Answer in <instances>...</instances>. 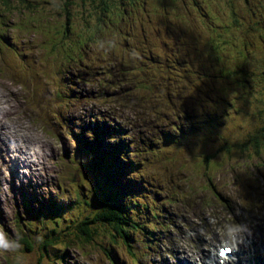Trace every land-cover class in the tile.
Returning <instances> with one entry per match:
<instances>
[{
  "label": "rangeland",
  "instance_id": "obj_1",
  "mask_svg": "<svg viewBox=\"0 0 264 264\" xmlns=\"http://www.w3.org/2000/svg\"><path fill=\"white\" fill-rule=\"evenodd\" d=\"M147 2L149 4H147ZM13 7L14 8L11 10H15L17 6ZM25 7H27V5H25ZM42 8L44 10V14L42 15L48 18V20L47 23L41 22L40 25L32 23L35 20V15L30 11L32 8L29 10L18 9V12H23V14H19L20 18L6 16V23H3L0 19V85L1 88L9 90L10 93L12 92L18 97H21L22 94L18 92L22 90L28 92L34 100L42 96L40 91H42L43 88L40 84L37 83L34 85L35 90L31 87L27 90L23 82V73L25 70L27 71L30 69L31 66L29 63L31 62L45 74V81L53 88V92L56 94L54 89H57L56 91L60 89V92L65 91V88L61 85V80L66 76V68L70 66L78 68L81 61H93L95 57L106 54L107 60L109 59L111 62L105 64L108 67L105 78L106 81L110 83L107 79L112 77L111 72L115 73L114 76H116L117 80L113 82L120 85L113 89L111 93L124 116L134 117L135 110L132 108L131 104H124L122 103L123 100L118 101L120 95L132 89L131 85H124L122 82H119V75H127L132 81L145 79L138 85L137 92L139 94L149 92L148 88L151 89L152 93L163 91L166 103L165 113L169 114L171 117L175 116L177 113L186 112V110H179L175 104L178 99H180L179 96L181 95H185L183 100L187 104L189 102H196L198 108L206 107L207 110H212L215 103H222L227 96L229 106L224 105L219 109L222 120H225L226 123V126L219 129V133L227 139V142L238 143L244 140L249 133L261 124L258 120V116L255 115L257 107L256 96L264 94V91L254 94L251 90L249 96L246 95V99H237L238 95L236 94L235 97V92H240V90L235 88V84L228 80V76H223L222 74L223 71L229 70L241 62L236 56L243 58L242 56L245 55V52L243 54H238V51L242 48V38L244 37V33L241 32V29L244 28V25H247L245 29L248 28V24L241 19L240 21L243 23L241 27L233 26L232 20L235 16H233V14L243 13L244 16H247L248 22H254L260 14L259 11H262L257 4L252 6L254 9L252 12L256 13V16H253L252 12L248 13V8L242 5L240 0H124L116 9L110 12V14H117V16L112 17L110 20L107 18L105 19L106 29H103L92 41L85 44L78 42L81 40L84 41L85 38L89 36V27L93 21L91 17L94 14L91 4H89L87 0H74L73 6L69 9L68 13H66L64 5L59 0H50L49 4L42 5ZM142 14H144V16L138 19V16ZM67 17L70 19L68 30L65 24L67 22L65 18ZM227 23L231 28L227 27ZM166 27L168 30L171 29L179 33V30H176V27H178L182 33L180 32L178 36H175L173 33L167 34ZM161 32H165L164 35H162ZM194 32H197V35ZM220 35H223V37L220 38ZM11 36L15 38L10 39ZM197 36L202 40L199 41ZM9 39L12 42L16 41L22 43L23 40L26 44H35L38 49L27 51L31 54H37L39 58H36V55L29 56L31 59L27 58V56H16L13 49L6 48V42H8ZM224 40L230 43L223 44L222 42ZM191 43L197 44L191 45ZM52 45L58 47V51H61V53H59V56L55 59H48L51 57ZM80 47L85 48L82 50ZM248 48L247 54L251 56V59H247V64H253L251 71L255 74V83L253 86L254 88H258V86L264 88L261 75V72L264 71V43L260 40L256 42L255 37L252 36V46ZM213 49L216 51L217 65L212 62V60L214 61V55L212 54ZM159 50L162 58L161 69L154 68L148 62L152 60V57L157 54ZM185 52L192 57V60H190L188 64L185 63ZM195 55L198 56L195 57ZM202 57L206 59V62ZM22 61H26V63L23 64V66L26 65L24 69L19 68ZM127 64H131V66H127ZM57 72L61 74L58 75ZM192 73H194V78L199 80V85H196L192 79ZM29 76H32L31 72L26 74V77ZM214 76L216 83L214 82ZM41 83L45 84L43 85L44 88H48V85L44 81H41ZM202 84L206 85L201 86ZM68 86H71V82H69ZM192 86H195V88L192 89ZM206 87L210 94L202 93V89H206ZM176 92L178 93L175 96L174 94ZM73 95V97L77 95L75 89H73ZM132 97L135 98L134 95H132ZM62 98L63 97L58 94L56 96V101L60 102ZM121 98L128 102L127 98ZM171 101L174 102L173 105ZM54 102L55 97L53 99L52 93L51 100L46 101L44 105L47 107L54 104ZM42 106L43 103L39 102L37 107H35V105L23 107L25 115L22 116L23 118L20 117L21 119L19 120L22 125L29 129L18 134L15 130L9 128V131L6 129V134L9 132L15 137L11 138L13 142L15 139L19 140L21 138H26V134L31 133L41 138L45 147L40 145L39 149L42 150L36 149L39 158L36 159V163H31L33 166L31 172L34 173L37 180H47L49 175H52V178L56 179L57 175L62 172V167L58 166L60 158L63 155H71L73 152L74 156L77 157L79 152L75 142L73 140L67 141L65 133L61 131L60 128L52 126H48L47 129L45 128L47 120L44 119V123L39 119V115L42 114ZM173 106L176 108L174 109ZM9 107L10 106L5 105L6 109ZM84 108H92V104L88 103ZM14 109L16 110V116L21 114L18 107H14ZM49 114L51 115L52 112L50 111ZM21 120L28 122L29 125L22 123ZM161 120V117L157 116L154 117L152 122H146L144 124L143 129L150 137L153 138L156 136L157 130L159 129L158 124L161 123ZM33 122L35 124H33ZM6 124L7 126L9 125L8 121H6ZM79 124V127H82V124ZM87 125L90 128L88 122ZM129 129L130 132L133 133L135 126H130ZM115 131H117V128H115ZM46 132L49 136L46 135ZM4 134L5 131L1 130L0 135L3 136ZM50 134H53L57 139L50 137ZM62 135L65 137H62ZM204 135L205 133H201L194 139L191 137V145L188 148H186L184 144L170 146L172 153L162 146L164 151L158 153L155 158H157V156H162L163 158L169 156L170 159L168 162L174 164L176 167L181 165V170L186 172V180L183 181L187 182L182 183L184 194L181 196L178 190L176 191L177 196L168 195L162 191L163 195L161 198L157 197L158 199L156 200L150 199V208L157 214L155 222L161 225L170 224L171 229L164 230L163 235L168 239L180 242L179 246L182 245V237L186 238V242L192 241L195 247L189 252L193 254L196 253L197 255H201L203 252L207 253L213 245H217V243L222 240L233 239V237H239L241 239L243 236H247L252 241H259V234L261 233L259 222L264 221V200L259 201L257 197L254 199L257 207L254 217L249 219L244 217L234 224H230L228 223L229 216L227 214L229 210L223 208L221 202L219 203L217 199L221 189L222 192L230 190L228 193L230 196L232 192L241 196L250 195L249 190L242 192V184H240V180H236V175L240 177V174L244 175L248 173L249 176L252 177V180H255L259 174L262 176L264 173V159L260 162H247L243 159L229 158L233 155L236 157L241 156V154L238 153L239 151L235 150L230 156L223 153H218L217 156L215 155L216 157H220V159H218L219 163L216 162L217 164L204 165L201 162L203 154H209L215 150L219 152L220 146L218 142L216 143L213 141L210 143L205 140ZM1 136L0 180H5V178L13 180L10 175H6V171L9 172L10 165L7 163L4 154L2 143L4 145L5 143ZM212 137L216 136L212 135ZM165 140L168 139L165 138ZM97 141L98 139L94 138L90 140V143L100 149V144H98ZM13 145L15 144H11V146ZM35 145H37V143L32 139L31 146L34 147ZM6 149H8L7 146ZM98 152L102 153L101 150H98ZM224 155L227 157L221 158ZM87 157L90 158V155ZM224 158L225 161H222ZM143 162L144 160H142V163ZM88 168L95 169V166L88 165ZM169 169H171L170 165L165 168L163 165H160V163H157V167H154L152 164H147L143 174L152 173L157 175L160 181H151L159 187L161 184H164V182L175 180L168 174ZM2 170H4V173H2ZM79 172L80 173H69V179L73 186V180L81 176V171L79 170ZM203 172H206L207 176H204ZM140 176L141 178L143 177L142 173H140ZM95 177L96 180H100L99 177ZM181 177L185 179L184 176ZM88 178L93 179V176L89 174ZM210 178H212V180H210ZM17 180L19 181L21 178L18 177ZM60 180H63V182L67 184L62 174ZM78 180L80 179L76 180L77 187L74 191L75 197L78 192H81L80 187H78ZM231 182H234L233 184L236 186L234 187L233 184L231 185ZM14 183L15 184L12 185L10 190L12 198L16 199L18 182L14 181ZM58 183L61 182L57 181V185ZM262 183H264V178L260 179L259 184L262 185ZM98 184L99 187H97L94 182L95 186L93 185L90 189H86V192L82 191L80 193L84 195L85 198H82L81 195V199L85 201H87L86 198H88L90 194H93L92 201L88 202L90 206L94 205V207L90 208L82 204L81 207L78 208L81 209L80 211L75 209L74 213L76 217L78 216L79 221H82V218L84 220V217H88V214L96 210L95 206L100 205V201H103V198L105 199L103 194H106L117 204L109 194V190H105L106 187L103 182L99 181ZM0 186H2V190L6 192L5 185L0 184ZM213 186H215V190L218 193H215ZM43 187L44 189H48L49 186L47 183H44ZM135 191L133 194H128V198L132 200V196L134 194L137 195ZM168 191L175 192L171 189H168ZM72 196L73 194H70V197ZM155 196L156 195H154V197ZM0 197L3 198L4 194L0 193ZM51 198L55 199L54 196H51ZM175 201H179V203L175 204ZM158 202H160V204H158ZM9 204L13 206V209H16L14 207L18 208L17 203L11 198H9ZM60 204L59 202V205ZM169 204L172 207H170ZM47 206L48 205H46V207ZM169 208L171 218H168L169 215H167V209ZM46 209L45 207L43 209L40 208L38 212L40 213L42 210L44 212ZM1 210L5 214L9 212L6 200L2 202ZM62 210L63 211L54 215L57 217L56 219H59L58 232H60L61 235L72 233L75 229L73 230L71 226L75 224V221L71 215L70 207L66 206ZM249 212H251L250 209ZM182 213L186 214L187 219H189L188 215H190L192 221L183 217L181 215ZM32 215L33 214L24 213L21 215V218H17L16 228L12 223L13 219L10 218L11 224L8 225L9 228H12V230L8 231L11 235L10 238L8 240L6 238L5 240L3 237L2 239V235L0 234V249L2 252L0 254V264H113V254L115 255L114 259L118 258L119 260H117L120 264H124L126 261L128 264H141L140 261L128 254V252L133 254L135 245L141 244V227H134L135 230H129L133 242H125L123 237H119L118 241L120 244L117 245L114 241L116 247L110 245L105 252L101 248V250H97L99 247L93 246L94 241L90 244H86L83 249L79 246H75L68 251V255L65 257L64 262L60 261L62 255V252L58 250L60 245L52 247L51 252L41 253L37 245L33 246L32 251H26L28 245L24 244L22 251L17 241L19 238L17 235V231L19 230H17V228L22 222L30 224L32 230L39 234L38 237L48 232L46 230L47 227L52 228V226H54H50L46 219L43 221L41 220L43 223H41L40 220L33 219ZM44 216H46V214ZM200 218H203V221H201ZM56 219L53 218L52 220ZM6 222L7 224L10 223L9 221ZM173 224L181 228L180 233L174 229ZM6 230H8L7 227ZM0 231L3 233L1 228ZM98 233L106 236L104 238H114V233H109L106 228H102V231L99 230ZM99 239L102 238H97L95 241ZM32 241L36 244L34 238H32ZM29 247L31 248V245H29ZM61 258L63 259V257ZM234 261L235 258L229 259L228 264L229 262L234 263Z\"/></svg>",
  "mask_w": 264,
  "mask_h": 264
},
{
  "label": "bare ground",
  "instance_id": "obj_2",
  "mask_svg": "<svg viewBox=\"0 0 264 264\" xmlns=\"http://www.w3.org/2000/svg\"><path fill=\"white\" fill-rule=\"evenodd\" d=\"M143 16L144 14L138 16V19H141ZM176 28V30H179V33H182V31H180L178 27ZM174 32L175 31H172L171 29H167L166 31L167 34L173 33L175 34V36H178L179 33ZM164 33L165 32H161L162 35H164ZM194 33L197 35V32ZM13 38L15 37H10V39ZM10 39L8 42H6V48L13 49L16 56L29 57L36 55V58H39L37 54H31L27 51L38 49L35 44H26L23 40L22 43H18L16 41L12 42ZM198 39L199 41L202 40L199 37ZM196 44L197 43H191V45ZM185 54L188 55L190 60H192V57L187 52H185ZM212 54L214 55V61L212 60V62L217 65L218 62L216 59V51L214 53L212 52ZM196 56L198 55H195V57ZM29 58L31 59V57ZM55 58L56 57L51 56L48 59ZM202 59L206 62V59L204 57H202ZM161 60V52L159 50L158 53L152 57V60L148 62L154 68L161 69ZM86 61H81L79 63L80 66ZM108 62H111V60H97L98 68L96 70H104L107 66L105 64ZM24 63H26V61H22L19 66L20 69H24V67L26 66H23ZM29 64L31 67L27 71L25 70L23 76H26V74L31 72V69L35 67L33 62ZM127 66H131V64H127ZM77 69H79V67ZM57 74L60 75L61 73L59 74V72H57ZM100 75L101 73H98V76ZM114 75L115 73L111 72L112 77L110 79H107L108 81H110V83L100 82L97 80L98 82H100L97 84L103 86L98 90H88L81 87L80 85H76L74 89L76 90L77 95L76 97H73V88L72 86H68L69 82L73 80L72 77L76 76L77 78H87V81L89 82H94V80L89 79V75L84 73L83 71H78L76 74H71L67 77L68 83L67 88H65V91H67V93L71 97H63L60 102H57L56 96L59 94V92L56 91L57 89H54L56 92L55 102L54 104L47 107L44 105L46 104L47 99L45 100L44 98H37L34 100V98L31 97L28 92L22 90L18 92L22 94V96L18 97L16 94L12 92L10 93L9 90L1 88L0 85V131H5V134L3 136H0L3 139L5 145L7 144L6 146L8 147V149H6V146L2 143L7 163H9L10 165L9 172L6 171V175H10L13 179L8 180L7 178H5V180H0V184L5 185L6 187V192H4L2 190V186H0V193L4 194L3 198L0 197V228L3 231V233L0 231V234L2 235V239L4 237L5 240L6 238L8 240L11 236L9 234L10 232L8 233L9 230H12V228L8 227V225L11 224L10 218L13 219L12 223L15 225V228L17 218H21V215L24 213L33 214V219L40 221H43L44 219H56V216L54 215L60 212L55 210L56 208L60 207L61 209H63L66 206H70L71 204L75 203V201L79 197L81 200V192H78L76 194V197L74 194V191L77 187V179H80L78 180V187H80V189L83 188L81 184L83 186L87 185L90 189L94 185V182L96 183V186L99 187L98 182L101 180L105 185L106 190H109L108 192L111 197L117 202L122 210L128 214L129 220L131 219V221L135 225L134 227H141V229L143 230L142 238L140 239L141 244L135 245L134 253L132 254L128 252L129 255H132V257L140 261L141 264H207V262H202V259L195 258L194 254L189 252L193 247H195V245L192 241L186 242L185 237H182V245L179 246L180 242L166 238L163 235L162 231H159L158 233L152 232V234L148 231H145L144 228L148 218V213L145 211V207L143 206V204L147 196H154L158 191H163L168 195L177 196L176 191L178 190L180 192V196L184 194L182 183H185L187 181H183L186 180V172L181 170V165L176 167L174 164L168 162V160L170 159L169 156L166 158L157 156V158H155L158 153H162L164 151L162 149V146L167 150H170V146L184 144L185 147L188 148L191 145V137H194L197 132L205 133V140L209 141L210 143L213 141H215L216 143L218 142L220 146L225 140H227L220 133H218L216 137H212V135H214V133L220 129L222 121L225 122V120H222V118L219 117V109L223 107L224 101H222V103H215L212 110H207L206 107L198 108V104L196 102H189L187 104L183 100L185 98V95H181L179 96L180 99H178L175 104L179 108V110H186V112L184 113H179L180 115L186 114V116H179L177 117V119H175L169 114L165 113L166 103L163 91L152 93L151 89L148 88L149 92H143L144 94H139L137 92L138 85L141 84V82H143V80L145 79H142L140 81H132L131 78L127 75H119V82H122L124 85H131L132 89L120 95L118 101L123 100L122 103L131 104L132 108L135 110L134 117L127 115L119 116L118 113L122 114V112L116 110L117 101H115L111 93L113 89L119 87L120 85L115 83V80H117V78ZM29 77L26 78L28 79ZM192 79L194 80L196 85H199L200 82L198 79L194 78V73H192ZM41 81L42 80H40V84L42 86L45 85L42 84ZM24 85L28 87L27 80L24 81ZM203 85L206 84H202L201 86ZM191 88L194 89L195 86H192ZM206 90H208L207 87ZM107 93H110L112 96H104ZM177 93L178 92H176L174 95L176 96ZM132 95H134L135 98H133ZM121 97L127 98L128 102H126L125 99ZM88 101L94 102V106L92 108H84V106L87 105ZM39 102L43 103L42 114L39 115V119L41 122H44V119L47 120V123L44 122L46 124L45 128L47 129L48 126L60 128L61 131L65 133L66 140H73L75 142L76 148L78 149L79 153L77 157L74 156V152L71 155H63L58 163V166L62 167L61 174L64 181H67V184L64 183L63 180H60L61 174H58L56 179L52 178V175H49L47 180H37L34 173L31 172V169L33 168L31 163H36V159L39 158L37 150L39 149L40 145H42V147H45L41 138H39L36 134L31 133L26 134V138H21L19 140L15 139L13 142L11 138L15 137L9 132H7L6 134V129L7 131H9V128L15 130L18 134L29 129L22 125L19 120L23 118L22 116L25 115L23 107L25 108L28 105H35V107H37ZM171 104L173 105L174 102L171 101ZM5 105H8L10 107L6 109ZM103 106L105 107L103 108ZM14 107H18L21 111V114L16 116V110L14 109ZM118 108L120 109V107ZM173 108L175 109L176 107L173 106ZM50 111L52 112L51 115L49 114ZM207 113H213L218 116L213 117L208 115ZM157 116H160L162 119L161 123L158 124L159 129L157 130V134L155 137L149 138L148 136L144 135V124L146 122H152L154 120V117ZM219 119L221 120L219 121ZM6 121H8L9 123L8 126L6 124ZM21 122L29 125V123L24 120H21ZM87 122L90 125V128L87 125ZM79 123L82 124V127H79ZM185 123H187V125H185ZM33 124L35 123L33 122ZM130 126H135L133 133L130 132ZM174 126L177 127V131L173 130ZM115 128H117V131H115ZM140 133H143L141 137L139 136ZM130 134L134 135L135 138H138L141 141L140 146L136 149L138 157L133 151V140ZM165 134H169L168 140H165ZM46 135H48L47 132ZM125 136L129 140V147L127 146V152H131V154L133 155V159L127 156L126 145L113 144L114 140L121 139L122 137L124 139ZM94 138H97L99 141H101L100 143H98L100 144V149L91 145L90 140H93ZM32 139L35 140L37 145L39 146H31ZM11 144L15 145L11 146ZM98 150H101L102 153H99ZM215 152L216 150L212 153ZM170 153H172L171 150ZM210 154L211 153L203 154L201 162L203 163V160ZM89 155L90 158L87 157ZM138 158L140 160H144V162L140 165H138ZM157 163H160V165H163L165 168L170 165L171 169L168 170V174L175 180H169V182H164V184H161L159 187H157L153 183V181H151H160V178L157 175L152 173H148L146 175L143 174L146 170L147 164H152L154 167H157ZM88 165L95 166V169L88 168ZM65 170L68 172H66ZM79 170L81 171V176L76 177L74 179L75 181L73 180V186L69 179V173H80ZM87 172H89V174L93 176V179L88 178L89 174ZM139 172L142 173V178ZM2 173H4V170H2ZM240 175V177H237L236 175V180H240V184H242V192L249 190L250 194L248 196L242 195L246 200H250L251 202V206H245L244 208H242L244 210L243 218L245 217L249 219L256 215L257 207L254 199L257 197L259 201L264 200V183H262V185L259 184L260 179L264 178V173L262 174V176H260L259 174L258 177L255 178V180H252V177L249 176L248 173ZM95 176L99 177L100 180H96ZM181 176H184L185 179H182ZM18 177H20L21 180L18 181ZM83 178H87L88 180H84ZM14 181L18 182L17 195L15 196L16 199L12 198L10 190L12 185L15 184ZM57 181L61 183H58L57 185ZM44 183L48 184V189H44ZM233 183L234 182H231V185ZM235 186L236 185H234V187ZM168 189H171L175 192H170L168 191ZM134 191L137 192V195L134 194L131 200L127 195L130 193L133 194ZM214 191L215 193H218L216 192V190ZM229 191L230 190L222 192L221 189V192L218 193L220 195H218L217 199L219 200V203L221 202L223 208L229 210V207L231 205V210L235 211L237 209L238 194L232 192L230 193V196L228 195ZM70 194H73V198L70 197ZM51 196H54L55 199H52ZM9 198L17 203L18 208H12L13 206L9 204ZM5 200L7 208L9 209V212H6V214L1 210L2 202ZM59 202L61 203L60 205ZM158 204H160V202H158ZM46 205L48 206L46 207ZM44 207L47 208L46 211L43 212L42 210V212L39 213L38 209H43ZM249 209L251 212H249ZM132 213L138 216V222H136L135 219H132ZM231 213L232 212L230 210L227 212L229 217L231 216ZM45 214L46 216H44ZM183 216L185 218L187 217L185 213L183 214ZM188 216L189 219H186L192 221V217L190 215ZM168 218H171V215H169ZM229 220L233 224L235 223V220L228 219V221ZM6 221H9L10 223L7 224ZM42 221L41 223H43ZM27 225V223L22 222V224L17 228V230H19L17 231V235L19 237L17 240L18 244L20 241V230L22 227H24V230L27 231V233H30L33 238H35V240L36 238L45 235L41 234V236L38 237L39 234L33 230L30 231ZM129 225H131V222H129ZM259 226L261 229V233L259 234V241H252L249 237L243 236V238L240 239V243H242L241 246L238 241L239 237H237L232 242L236 250L232 252L231 256L235 258V261L234 263L229 262V264H264V221H260ZM6 227L8 230H6ZM174 229H180V227L174 226ZM130 230L135 229L131 228ZM128 237H130V233H128ZM125 242L127 241L125 240ZM128 242H133L131 237ZM116 243L117 245L120 244L118 240ZM37 245L39 248L40 245ZM110 245L116 247V245H114V242H110L109 244H107L106 249L110 247ZM151 245L156 246L158 249L150 248ZM219 252L220 251L217 250L218 255ZM1 253L2 252L0 249V254ZM117 259H112L113 264H120V262L118 261L119 259ZM63 260L60 259V261ZM206 260H209L214 264H216V262L218 261L214 258V256H211ZM124 264H128V262L126 261L124 262Z\"/></svg>",
  "mask_w": 264,
  "mask_h": 264
},
{
  "label": "trees",
  "instance_id": "obj_3",
  "mask_svg": "<svg viewBox=\"0 0 264 264\" xmlns=\"http://www.w3.org/2000/svg\"><path fill=\"white\" fill-rule=\"evenodd\" d=\"M63 5L66 13L69 12V9L73 6L74 0H59ZM89 4H91L92 12L94 13L91 19L93 20L90 24L89 31L87 38H85L84 41H79L81 44L88 43L92 41L94 37H96L103 29H106L105 26V19L108 20L112 19V17L117 16V14H110L111 11L116 9L124 0H87ZM50 0H0V19L4 23H6V16L16 18H20L19 14H23V12H18L17 10H23L27 9L29 10L32 8V14L35 15V20L32 22L35 25H40L41 22L47 23L48 18H45L42 14H44V10L42 8V5H48ZM241 4L246 6L248 8V13L254 11L252 8L253 5L257 4V6L263 11H259L260 14L257 17V19L254 22H248L247 16H244L243 13L240 14H233L234 18L232 20V25L241 27V19L244 22H247L248 28L245 29L247 25H244V28L241 29V32L244 33V37L242 38V44H241V50L238 51V54H243L245 52V55L241 57L236 56L238 60H241L240 63L236 64L233 68H230L229 70H225L222 72L223 76H228V80L235 84V88L239 89L240 92H235L238 95L237 99H246V95L249 96L250 91L254 94H258L261 91H264V88L261 86H258V88H254L253 84L255 83V74L251 71L252 65L247 64V59H251V56L248 53V47L252 46V36L255 37V40H260L262 43H264V0H240ZM147 4H149L147 2ZM27 5V7H25ZM17 6L15 10H11L14 7ZM131 13V12H130ZM129 13V14H130ZM247 13V14H248ZM253 16H256L255 12H252ZM66 19V26L67 30L69 25V18ZM252 20V19H251ZM227 27H230V25L227 23ZM7 26V24H6ZM224 30H227L224 27H221ZM231 28V27H230ZM57 29V28H56ZM220 38L223 37V35L219 36ZM56 43V42H55ZM223 44L230 43L226 40L222 42ZM82 50H84L85 47H80ZM69 49V48H68ZM262 50V49H261ZM64 51V50H62ZM65 52V51H64ZM212 52H215V49L212 50ZM59 53L61 51H58V47H55V45H52V53L51 56L57 57L59 56ZM240 56V55H239ZM243 59V60H242ZM262 75V81L264 83V71L261 72ZM231 77V78H230ZM214 82L215 76H214ZM247 96V97H248ZM223 106L227 105L229 106V102L227 100V96L224 98ZM240 99V100H241ZM256 111L255 115L258 116V120L261 122V124L255 128L251 133L248 134V136L241 140L238 143H231L227 142L225 140L221 146H219V152L211 153L209 156H207L203 160V164H217L219 163L220 157H216L217 154H226V155H232L233 151L237 150L238 153L241 154L240 157L232 156L229 157L231 159L237 158V159H243L247 162L252 161H258L264 159V94H259L256 96ZM242 109V108H241ZM210 116L217 117L213 113H207ZM219 117H221V112L219 113ZM229 117V116H228ZM226 119V118H225ZM221 119H219L220 121ZM226 126V123L222 121L221 127L223 128ZM220 131L214 133L215 136ZM165 138H169V134H165ZM101 141L98 140V143ZM226 143V144H225ZM113 144L121 145L125 144L123 137L118 140H114ZM216 155V156H215ZM227 157V156H222ZM222 160V159H221ZM225 161V158L224 160ZM217 162V163H216ZM260 165V164H259ZM258 165V166H259ZM87 171V170H86ZM86 173V172H85ZM89 173V172H87ZM204 176H207L206 172H203ZM84 180H88L87 178H83ZM212 180V178H210ZM83 187L81 189V192H86L84 190L89 189L87 185H82ZM213 189L215 190V186H213ZM106 190V189H105ZM82 198H85L83 194ZM93 194H90L88 198L85 200H80V197L75 201V203L71 204L70 212L71 215L74 218L75 224L71 226L73 230L72 233L63 234L61 235L60 232H58L59 228V219L56 220H48L49 225H54L52 228H46L48 232L44 236H41L39 238H36V244L32 241L33 236L30 233H27V231L24 230V227L20 230V241L19 245L21 246V249L23 250L24 244L28 245L26 248V251L30 252L32 251V248L34 245L39 244V250L43 253L51 252V248L60 245V248H58L59 252H62L61 257L63 259L67 257L68 251L72 247H80L84 248L86 244H90L94 241L93 246L99 247L97 250H105L106 244H109L110 242H117L119 237H123L127 242L130 240V237H128V231L131 228H134V224L129 220V216L127 213H125L120 206L115 204L106 194H103V197L105 196V199L103 198V201H100V205L95 206L96 210H93L89 216L82 221H79L78 216L76 217L74 210L77 209L80 211L81 209H78L81 207L82 204L85 206H88L90 208L94 207V205L89 204L88 201H92ZM99 208V209H98ZM57 211H63L60 207L56 208ZM126 216V217H124ZM57 218V217H56ZM129 222H131V225H129ZM29 230L32 231V226L30 224L27 225ZM70 228V229H71ZM102 228H106L107 231L114 233V238H104L106 236L101 235V233H98L99 230L102 231ZM50 232V233H49ZM97 238H102L97 241H95ZM35 239V238H34ZM42 244V246H41ZM31 245V248L29 247ZM38 247V245H37ZM101 248V249H100ZM78 250V249H77ZM109 254V253H108ZM60 257V259H62ZM113 257L115 258V255L113 254ZM62 259V260H63ZM64 262V260H63Z\"/></svg>",
  "mask_w": 264,
  "mask_h": 264
},
{
  "label": "snow or ice",
  "instance_id": "obj_4",
  "mask_svg": "<svg viewBox=\"0 0 264 264\" xmlns=\"http://www.w3.org/2000/svg\"><path fill=\"white\" fill-rule=\"evenodd\" d=\"M232 251L231 248H223L220 252H219V255L221 257H224L227 253H230Z\"/></svg>",
  "mask_w": 264,
  "mask_h": 264
}]
</instances>
